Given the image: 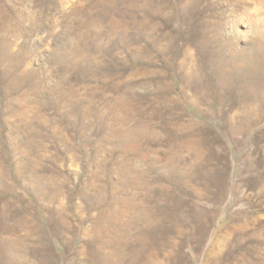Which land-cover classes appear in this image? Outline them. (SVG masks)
<instances>
[{
  "label": "rangeland",
  "instance_id": "obj_1",
  "mask_svg": "<svg viewBox=\"0 0 264 264\" xmlns=\"http://www.w3.org/2000/svg\"><path fill=\"white\" fill-rule=\"evenodd\" d=\"M0 264H264V0H0Z\"/></svg>",
  "mask_w": 264,
  "mask_h": 264
}]
</instances>
